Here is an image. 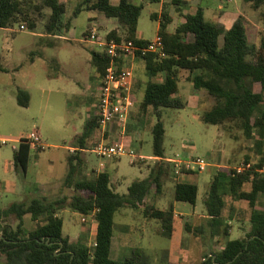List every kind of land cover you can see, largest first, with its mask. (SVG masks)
Wrapping results in <instances>:
<instances>
[{"label": "trees", "instance_id": "obj_1", "mask_svg": "<svg viewBox=\"0 0 264 264\" xmlns=\"http://www.w3.org/2000/svg\"><path fill=\"white\" fill-rule=\"evenodd\" d=\"M244 1L254 9L264 6V0ZM31 3V0H0V30L11 28L20 18L34 29L35 24L30 21L28 13ZM171 4L179 12L187 7L182 0H173ZM44 5L52 11L48 32L61 30L66 4L60 0H44ZM84 7L119 22L124 35L114 30L107 35L108 41H133L139 45L148 42L137 36L144 5L130 0H120L118 5L112 4L111 0H85L75 14ZM262 14L264 17V12ZM153 19L160 20L158 35L163 38L167 55L161 59L154 55L138 58L145 63L151 77L164 75L163 81L148 83L141 104L143 109L153 107L158 117L152 131L153 156L163 159L166 152V128L160 109H183L187 105L177 97L179 73L182 70L190 73L189 81L197 94L203 93L208 100L215 101L203 113L202 120L210 125L235 126L248 140H255L260 156L255 164L247 158L244 165L249 164L250 168L237 172L232 166L220 167L214 175L205 199L213 234L219 235L224 227L223 234L230 236L224 218L227 198L248 203L252 209L251 228L244 238L228 240L220 252L212 253L211 257L206 255L201 264H264V203L261 211L256 208L264 195V40L259 46L250 43L243 18L225 29L208 22L202 9L195 15H187L185 22L173 32L168 31L172 23L168 8L163 9L161 19L158 14ZM109 62L100 52L92 53V64L99 75L105 73ZM17 102L21 107H28L29 93L19 90ZM98 128L97 117L88 120L79 141L84 143ZM30 153V145L22 138L14 159L16 166L25 172ZM75 159L76 156L69 159L66 179V185L75 190L72 197L63 196L54 200L38 197L0 209V257L5 258L4 264H145L141 249H135L132 256L123 260L112 258L115 215L122 208L138 209L153 188L160 193L163 177L169 174V170H175L174 167L169 162L157 164L147 178L133 182L128 194L121 195L112 187L107 172L100 173L95 179L76 181ZM198 194L199 188L195 184L179 182L175 186V200L189 203L194 208L198 204ZM66 204L82 215L95 212L94 218L98 223L96 246L89 247L84 240L71 242L64 237V219L59 211ZM28 214L32 221L38 222L35 229L29 230L25 226L24 218ZM143 214L159 221L165 236H173L176 222L173 205L166 210L148 205ZM11 216L18 219L16 228L5 222Z\"/></svg>", "mask_w": 264, "mask_h": 264}, {"label": "rangeland", "instance_id": "obj_2", "mask_svg": "<svg viewBox=\"0 0 264 264\" xmlns=\"http://www.w3.org/2000/svg\"><path fill=\"white\" fill-rule=\"evenodd\" d=\"M31 1L32 7L28 9V13L30 21L35 24L34 29H31L25 19L20 18L9 30L0 31V139L8 141L6 145L0 147V209H7L13 203L27 202L42 197L39 181L31 174V171L27 175H25L23 169H20L21 167L16 171H12L15 148L19 146L22 138L34 132L40 133L43 149L32 152L30 167L37 168L39 178L42 181L50 179L55 182L51 186L52 190L56 191V194L51 195L52 199L65 195L68 197L73 196L75 190L67 189L65 184H63L62 191L59 193L61 185L58 182L62 181L69 170L70 152L65 147H73L74 142H77L74 137L84 131V117L87 114L85 99L86 93L88 94L91 90L90 85L92 84L94 91L97 92L100 85L91 58L93 50L100 51L101 48L93 42L85 41V38L93 27L99 28L98 35L101 40L107 39V35L114 30L119 35H124L123 28L117 20L108 21L105 18L101 20L98 14L94 15V12L87 9H83L75 15L82 1L76 0L73 4L68 1V8L71 9H68L69 13L65 16L61 32L65 39L53 38L52 33L47 30L51 16L50 9L44 5V0ZM235 1L243 2L242 0ZM143 4L144 9L139 20L138 31L146 38H153L157 32L158 21L152 19L151 14L159 12L161 5L157 1L150 0H145ZM234 4L227 3L226 0H204L201 6L206 10L207 6L217 8L219 5H228L233 7ZM33 5L38 6V9L34 8ZM263 12L264 6L261 7L260 11L254 9L249 12L250 22L247 26V35L252 45L258 46L264 40ZM207 20L216 23L210 19ZM244 22L246 24L245 20ZM67 23L71 25L68 31L65 28ZM257 24H261V29H258ZM22 25L26 26L25 30L21 29ZM136 75L138 81L133 91V107L135 101L137 105L140 104V107H142L141 104L148 83L163 81L164 75L151 77L143 61L137 62ZM190 85L191 83L185 80L179 83L180 96L185 102L190 97ZM19 90L29 93L30 104L28 107L18 105L17 92ZM95 101L94 94L91 103ZM214 103V100L213 103L210 101L207 103L209 107L206 105V107L199 110L188 106L183 109H160L162 121L166 128L164 146L169 157L173 159H176V157H203L211 164H215L216 161H219L217 158L222 156V153L224 154L223 160L216 163L219 167L214 166L215 170L211 175V182L220 167L240 166L246 162L247 158L255 164L260 159L255 140H248L241 130L230 124L216 126L206 124L202 120L203 113L211 108ZM139 112V118L142 122L158 121L153 107H148L145 110L140 109ZM95 116L96 112L94 110L91 112L90 119ZM98 132L99 130L94 132L92 136L95 142L101 140V135ZM128 136L134 135L127 132ZM131 149L137 157L143 159L134 162V158L124 155L119 161L115 162L92 154L91 168H98L100 163L103 162L104 171L111 174L115 170L118 172L119 179L122 182V190L119 191L121 195L127 194L128 187L133 182L147 177L150 174V167L154 168L156 166V162L146 158L153 156V136L149 130L145 135L144 142L135 141ZM142 161L146 163L142 164ZM212 169L211 165L208 167L209 172L207 170L205 173L197 172L194 175L196 180L207 176ZM14 176L17 179L21 177V179L29 182L26 187L29 189L27 197L15 195L8 191L9 183ZM74 179H83L78 175L77 170ZM182 179H184L182 176L175 174V170H169V174L163 177L161 192L155 193L152 191L151 195L146 198L144 205H154L159 209L166 210L174 204L178 214L191 213L195 209L192 205L175 201L176 184L187 180ZM48 187L47 185L43 190H47ZM209 188V185L206 186L199 182L196 209L198 217L207 215L205 199ZM263 203L264 195L260 197L257 209H261ZM143 210H145L143 206H139L138 209L122 208L115 215V224L117 225L118 234L130 233L133 228L136 231H141V236H145V264H169L177 251L179 252L177 260L181 263H202L201 255L203 252L208 255L210 247L207 244L204 245L202 240L190 241L189 232L192 229L191 227L188 229L186 224L194 226L195 217L190 216L187 223H185L184 217L178 215L175 238L171 239L162 235V226L159 221L145 218ZM251 213L252 209L247 203L227 198L224 218L226 221L231 222L228 226L233 234V239L243 234L244 231L247 234L250 230ZM59 214L64 218V234H70L73 239H77L79 233L85 228V231L88 230L87 236H81L79 239L91 243V247H94L95 228L92 225L95 224V221L93 216H86L73 211L68 204L59 211ZM83 218H86L87 221L83 222ZM24 220L25 226L29 230L38 225V223L32 221L29 214L25 216ZM5 222L16 228L18 219L11 216L6 218ZM123 227H127V232H122ZM203 227L205 228L206 225L204 224ZM224 238L226 236L222 232L219 239ZM151 241L154 243V247H150L149 242ZM190 245L191 255L189 259V257L187 258V250ZM212 245L218 246V242H213ZM119 254L113 244V259H125L124 257L120 258Z\"/></svg>", "mask_w": 264, "mask_h": 264}, {"label": "crops", "instance_id": "obj_3", "mask_svg": "<svg viewBox=\"0 0 264 264\" xmlns=\"http://www.w3.org/2000/svg\"><path fill=\"white\" fill-rule=\"evenodd\" d=\"M60 1L66 4V13L63 15V21H64L65 20V16L68 15L69 10L71 9V8L70 9L68 8V6H69L68 5V1H70L71 4H73L74 1H76V0H60ZM84 1L85 0H82L79 5H81ZM130 1L135 3V4H138V5H140V4L144 5L143 2L145 0H130ZM150 1H157L161 5V8H160L159 12H154V13L151 14V18L152 19H153V16L155 14H158V16L161 19V15H162L163 9L164 8H168L169 9L170 16L172 17V23L168 26V31L169 32L175 31L176 28L180 24L185 22V20H186L185 17L187 15H195L198 12L199 9L203 10L206 20L210 19V20L216 22V23H213V24L220 25V26H222L225 29L231 28L239 19L243 18V20L246 21L245 26H246V29H247L248 22H250L249 18H248L249 12H250V10H254L252 5L249 4V3H246L244 0H242L243 1L242 3L236 2L235 0H231V1L226 0L227 3H235L234 6L230 7L228 5H219L217 8L216 7H212V6H207L206 10L201 6V4H202V2L204 0H182V1H184L187 4V8L185 10H183L182 12L177 11V8L171 4L173 0H168V1L167 0H150ZM111 2L114 5H118L120 3V0H111ZM83 9H85V7ZM260 9L261 8L255 9V10L260 11ZM50 11H51V9H50ZM92 12H94V15L98 14V17L101 20L105 18L108 21H110V20L111 21H115V19L106 18L104 16V14H102L100 12H97V11H92ZM51 13H52V11H51ZM157 21H158V28H157L156 35L153 38H146L139 31H138V34H137L138 38L143 39V40H147V41L153 40L158 35L159 28H160V20H157ZM208 22L212 23L211 21H208ZM68 23H67V25L65 27L66 31H68L70 26H71V25H69L71 22L69 24ZM256 26L258 27V29H261V27H262L261 24H257ZM62 28H63V26H62ZM62 28H61V30H57L56 32L52 33V37L53 38L65 39V37H63V35H62L63 33H61L62 32ZM93 29H97L99 31V28H97V27H93ZM5 30H9V29H1L0 31H5ZM247 31H248V29H247ZM93 51L99 52L98 50H93ZM91 61H92V58H91ZM138 61H141V60L136 59V60H134V62H130V66H132L133 70H134V89H133V91L135 90L136 82L138 81L137 80V75H136V64H137ZM96 76L99 79V74L97 73V71H96ZM189 76H190V73L188 71H186V70H182L179 73V83H180V81H183V80L191 83V85L189 87V89H190L189 90V93H190L189 100H187L186 102L182 100V97L180 96V87H179V93L177 94V97L179 99H181L182 102L186 103L187 104L186 106H188V107H190L192 109H195V110L202 109V108L206 107V105L209 107V104H207V103L210 102V101H212V103H213V100H208L207 96H205V94H203V93H198L197 94L194 91L193 83L191 81H189ZM90 88H91V90L89 91L88 94L86 93V99H85V102L87 104V114L84 117V124L85 125H86L87 121L90 120L91 112L94 111V110H95V112L97 111V109H96L97 102L96 101H97L98 92L94 91L92 84L90 85ZM94 94H95V97H96V101H95L96 104H95V102L91 103V101L93 100V95ZM207 100H208V102H207ZM133 103H134V99H133ZM140 109H143V108L140 107V104L137 105L136 101H135V105H134V107H132V112H131V116H130V120H129V124H128V132L132 133L134 136H128L127 139H126V143L128 144V146L130 148H132L133 143L135 141H139V142L143 143L144 139H145V135L147 134V131L149 130L150 133L152 134L153 127L157 123L156 121L155 122H153V121L152 122H142L141 119L139 118ZM143 110H145V109H143ZM149 123H150V125H149ZM98 130H99L98 133H99V135H101V138H102L104 136V134H103V131L100 128L96 129L94 132H96ZM84 131H85V128H84ZM82 133H79L77 136L74 137V140L77 141V142H74L75 145L73 147H67V146L65 147L70 152L69 159H70L71 156H76L74 164L76 165V170L78 172V175H80L83 178V179H75L76 181L77 180H91V179H95L100 173L107 172V171H104V163L103 162L100 163V166L98 168H94V167L91 168L90 167V164L92 162V154H94V153L91 152V149L98 142L94 141V139L92 137L93 134L84 143L80 142L79 141V137L81 136ZM105 136L108 137V140L111 141V142L116 141L117 140V136H118V126H117V124H112L109 127V129L107 130ZM20 143H21V140H20ZM18 148H19V146L17 148H15V152L18 150ZM41 149H43V147L40 148V149L31 148L30 160H29L27 171L26 172L24 170L23 171H24L25 175H27L31 171V174L36 178V180L39 181V184H40V187H41L40 188V192H41L40 194L42 195V197L54 200V199H52L51 195L56 194V191L52 190L51 186L55 182H53L50 179L46 180V181H44V180L42 181V179L39 178V175H38L39 171H37V168L36 167L31 168L30 167L32 152L37 151V150L41 151ZM15 152H14V155H15ZM71 153H73V154H71ZM185 154L187 155V153H185ZM221 155L222 156L218 157L217 160H219V161L223 160L224 154L222 153ZM146 158L156 162V165L160 164L162 162L171 163V165L175 169V174H177V166L179 165V162H186V161L192 159V157H188V158L187 157L186 158L185 157H179V158L176 157V159H173V158L169 157L166 152H165V158H163V159L159 158V157H154V156H148ZM119 159L120 158H114V159H111V160L117 162V161H119ZM219 161H216L215 164L213 163L212 164L213 169L210 170V173L207 176H204L202 179H199V180L198 179L196 180V178H195L196 176H194L197 172L196 173L183 172L180 176H182L184 179H187L185 182L183 181V183L195 184V185L198 186V188H199V182H201L202 184H204L206 186L207 185L210 186L211 185L210 184L211 175L214 173V170H215L214 166L219 167V165L216 164ZM145 163H146L145 161H142V164H145ZM36 165H37V163H36ZM18 168L19 167L16 166L15 159H14V166L12 168V171H16V169L18 170ZM152 168L153 167H150V172H151ZM20 169H22V168H20ZM207 171H208V169H207ZM68 173H69V170H68ZM68 173L62 179L61 182H58V184L61 185V190L59 191V193L62 191L63 184L66 185V179H67ZM107 173H109V172H107ZM202 173H205V172H202ZM109 174H110L112 187L114 188V190L117 193H119V191L122 190V185H121L122 182L119 179L118 172L115 170L112 174L111 173H109ZM147 177H145V178H147ZM184 179H182V180H184ZM139 180H143V179H139ZM28 183L29 182L25 181V179H21V177L19 179H17V177L14 176L12 181L9 183L8 191L12 192L15 195H24V196L27 197L29 195V193L27 195V192H28L29 189L26 188ZM47 185L49 186L48 189L47 190H43V189H45V187ZM65 187L67 189H70V190L73 189V188L68 187L67 185ZM65 187H63V189H65ZM129 187H128V189H129ZM73 191H74V189H73ZM152 191H154L156 193V188H153ZM152 191H151V193H152ZM151 193L149 194V196L151 195ZM124 195H126V194H124ZM26 197H24V198H26ZM145 201H146V199L143 201V204H141L139 206L140 207L143 206L144 208H146V206L144 205ZM172 205L175 208V205L174 204H172ZM256 208H258V207H256ZM196 209H197V206L195 207V209L191 213L187 212V213L178 214L177 211H176V208H175V215H176V218L178 217V215H181L182 217H184L185 223H187V219L190 216L195 217L194 218V222H195L194 226L186 224V226H188L187 227L188 229H190V227L192 229L189 232L190 236H191L190 241L191 242L193 240L194 241H200V240L204 241V245L207 244L210 247L208 249V250H210L209 253H208V256H211L212 253L220 252L224 248V246H225V244H226V242L228 240H233V238H232L233 234L230 231V236L229 237H226V238H224L222 240L219 239V237L221 236V234L223 232V228L221 229V233L219 235L215 236L213 234L212 228L209 225V223L211 221V218L208 215L199 216L198 217ZM257 210L261 211L262 208L261 209H257ZM91 215L94 218V213L91 214ZM91 215H88V216H91ZM145 218L146 219H150V218H147V217H145ZM94 221H95V224H93L92 226H93V228H95V242H96L98 223L95 220V218H94ZM35 223H38V222L36 221ZM225 223L228 225L231 222L225 220ZM204 224L206 225L205 228L203 227ZM207 225H209V227H207ZM36 227H34L33 229H35ZM88 229H89V227H88ZM126 229H127V227H123L122 228V232H127ZM133 230H134L133 228L130 230V233L132 232L133 234H130V233L118 234L117 233V225L115 224V226H114V242H113V244L115 245L116 251L118 250V252L120 253L118 255V256H120V258L121 257L126 258V257L132 256V254H133L135 249H141L143 251V255L145 256V253H146V249L144 247L145 236H141V233H140L141 231H136V230L133 231ZM175 230H176V222H175ZM82 231L79 233L77 239H73L70 236V234H64V228H63L64 237L69 238L71 242H75V241L80 240L79 238L81 236H84V235L87 236V234H88L87 231L88 230L85 231V228H83ZM194 231H196L197 233H195ZM245 234H246V232L244 231L243 234L238 235L236 237V239L244 238ZM162 235L165 236L163 230H162ZM173 238H175V232H174L173 236L171 237V239H173ZM212 241L213 242H218V246L212 245V243H213ZM182 243H183V240H182ZM87 244H88L89 247H91V243H87ZM149 244H151L150 247H154V243L152 241L149 242ZM178 253L179 252L177 251L176 255H174L173 258H171L169 264H184V263H186V262L181 263L179 260H177ZM187 253H188L187 258L189 257V259H190L191 245H190L189 249L187 250ZM206 255H207V253H205V252L202 253V255H201L202 261L205 260L204 257ZM186 261H187V259H186ZM4 263H5V258L3 256H1L0 257V264H4ZM190 264H192V263L190 262Z\"/></svg>", "mask_w": 264, "mask_h": 264}, {"label": "built area", "instance_id": "obj_4", "mask_svg": "<svg viewBox=\"0 0 264 264\" xmlns=\"http://www.w3.org/2000/svg\"><path fill=\"white\" fill-rule=\"evenodd\" d=\"M231 1V0H228ZM22 25L21 29L25 30ZM85 41L97 44L101 49L100 53L109 60V65L103 75H99V90L96 104V117L103 131L104 136L96 143L91 152L102 159L121 158L129 155L134 158V162L142 158L136 156L133 150L126 143L128 124L133 107L134 70L130 62L139 57L154 55L159 59L166 57L163 38L157 35L153 40L145 45L136 44L133 41L101 40L97 29H91ZM112 124L118 126L117 140L111 142L106 137V132ZM25 142L33 149L42 148L41 136L39 132H34L24 138ZM8 143L5 139H0V147ZM212 164L203 157L192 158L186 162H179L177 174L183 172L196 173L205 172ZM248 165L236 166L233 169L237 172L250 168ZM185 169V171H183ZM143 204V203H142ZM141 205V204H140ZM95 214V212H94ZM92 216V215H91ZM87 219L83 218V222ZM96 246V242L94 244Z\"/></svg>", "mask_w": 264, "mask_h": 264}, {"label": "water", "instance_id": "obj_5", "mask_svg": "<svg viewBox=\"0 0 264 264\" xmlns=\"http://www.w3.org/2000/svg\"><path fill=\"white\" fill-rule=\"evenodd\" d=\"M0 238H2V234L0 233ZM208 257H211V256H208Z\"/></svg>", "mask_w": 264, "mask_h": 264}]
</instances>
